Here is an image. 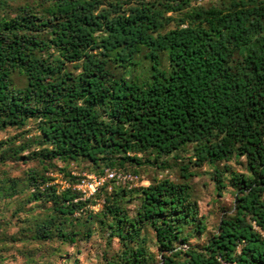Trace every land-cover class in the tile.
I'll use <instances>...</instances> for the list:
<instances>
[{"label":"trees","instance_id":"trees-1","mask_svg":"<svg viewBox=\"0 0 264 264\" xmlns=\"http://www.w3.org/2000/svg\"><path fill=\"white\" fill-rule=\"evenodd\" d=\"M32 121L37 144L47 146L27 158L20 152L28 145H9L0 164L13 157L41 164L22 183L28 200L50 204L32 229L37 240L76 243L81 232L66 224L94 218L86 206L100 198L107 218L94 219L122 244L108 264H149L138 241L147 226L158 264H221L218 257L264 264V0H0V130ZM183 151L213 166L219 194L230 167L218 163L245 162L227 181L233 212L202 245L190 243L206 225L186 183L164 176L82 198L69 169L63 189L43 172L58 160L86 163L98 175L106 167L138 174L129 167ZM18 186L2 180L0 200ZM129 194L139 197L132 216L120 206Z\"/></svg>","mask_w":264,"mask_h":264},{"label":"rangeland","instance_id":"rangeland-1","mask_svg":"<svg viewBox=\"0 0 264 264\" xmlns=\"http://www.w3.org/2000/svg\"><path fill=\"white\" fill-rule=\"evenodd\" d=\"M13 13V10H9L4 15L7 17ZM165 15L167 17L174 16L176 20L179 17L177 13L172 12H167ZM175 25L176 21H171L167 27L173 28ZM49 52L55 54L52 50ZM116 72L118 74L123 73ZM124 74L128 75V72L126 71ZM16 82L22 83L20 78H16ZM38 138L39 130L33 121L22 129L0 130V155L10 147L9 145L20 146L25 144L28 147L20 154L27 155L29 158L34 151L38 153L47 146L46 144H37L40 141ZM190 153V151H183L177 158L170 155L165 158V163H162L161 159L157 163H148L146 160H142L141 164L129 168L136 170L139 174L138 183L133 186L134 188L148 185L151 181L161 179L164 176L188 185L191 198L197 204L198 215L202 217L206 225L205 233L198 236L194 234L190 238V243L202 245L206 236L217 230L221 217L233 212L235 190L227 181L230 179V171H245V162L243 158L234 157L226 163H218L219 166L228 165L230 167L224 175L227 184L219 194L212 178L213 166L209 163L198 165L190 162ZM33 156L36 157V155ZM33 167L41 168L38 159L25 160L24 158L16 159L13 157L7 160L5 164H0V184L2 180H6L8 177L16 178L19 182L18 189L22 190L12 198L0 200V264H108L120 252L122 244L117 237L109 235V228L106 225L101 224L98 219H94L95 217L107 218L100 213L102 209L100 198L94 199L93 204L86 206V209L94 212L93 215H96L94 218L85 217L86 221H70L66 224L68 229L75 228L81 232L76 243L68 244L59 239L41 241L32 236L35 223L48 215V206L50 205L38 204L28 200L29 190L22 183H24L29 168ZM88 168L86 163L70 162L65 165V163L55 160L43 172L50 179H53L50 183L56 184L59 189H63L69 185L68 177L64 175V171L69 169L72 175L87 180H90L89 175H98L89 171ZM186 175L188 176L185 177ZM91 195L87 193V196L82 195L81 197L88 198ZM138 204L139 197L130 194L120 202V206L130 216L134 215ZM87 229H90L91 232H88ZM261 233L264 237V230ZM138 241L147 249L149 264H158L161 251L150 226L142 231ZM218 260L221 264H228L220 257Z\"/></svg>","mask_w":264,"mask_h":264},{"label":"built area","instance_id":"built-area-1","mask_svg":"<svg viewBox=\"0 0 264 264\" xmlns=\"http://www.w3.org/2000/svg\"><path fill=\"white\" fill-rule=\"evenodd\" d=\"M214 0H196L197 4ZM90 180L80 178V180L74 185L75 188L82 192V195L87 193L93 194L98 188L106 185L108 190L112 189L114 185L133 187L138 183L139 175L129 170L115 169L106 167L101 175H89Z\"/></svg>","mask_w":264,"mask_h":264}]
</instances>
